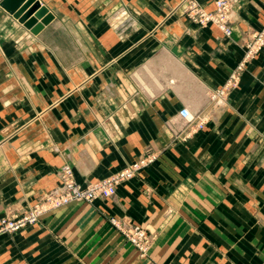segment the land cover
Returning a JSON list of instances; mask_svg holds the SVG:
<instances>
[{
    "label": "crops",
    "instance_id": "crops-1",
    "mask_svg": "<svg viewBox=\"0 0 264 264\" xmlns=\"http://www.w3.org/2000/svg\"><path fill=\"white\" fill-rule=\"evenodd\" d=\"M37 1L52 15L37 34L0 8V220L63 166L86 183L158 158L110 198L0 236V264H264V47L225 87L264 0H233L229 36L192 23L190 0ZM181 108L207 118L185 141ZM112 218L151 236L143 255Z\"/></svg>",
    "mask_w": 264,
    "mask_h": 264
},
{
    "label": "built area",
    "instance_id": "built-area-1",
    "mask_svg": "<svg viewBox=\"0 0 264 264\" xmlns=\"http://www.w3.org/2000/svg\"><path fill=\"white\" fill-rule=\"evenodd\" d=\"M233 0H214V9L212 11L205 10L202 6L194 1H190L186 6V16L194 24L205 26L212 23L216 25L225 36L231 34V17L233 13ZM264 47V26L258 32H252L244 43V55L242 60L232 72L230 83L234 84L238 79L240 72L243 70L247 61L252 59ZM223 90L212 95V99L221 98ZM180 119L184 120L185 131L188 135L194 134L202 129L206 124L207 118L204 116H192L188 109L181 108L178 112ZM157 154L154 152H146L137 160L129 164L117 173L99 181L91 183L85 188L77 187L74 184L66 182L71 175L69 166L61 168V178L63 184L54 192L46 194L40 200L36 201L28 213H22L16 217H3L0 220V234L16 231L26 225L34 223L37 218L47 211L62 207L70 201L77 199L84 202H92L96 198H110L115 194L119 184L132 180L139 172L149 167L157 160ZM113 226L117 227L124 238L140 252H144L147 248L151 236L143 229L134 227L130 229L120 228L115 219H110Z\"/></svg>",
    "mask_w": 264,
    "mask_h": 264
},
{
    "label": "water",
    "instance_id": "water-1",
    "mask_svg": "<svg viewBox=\"0 0 264 264\" xmlns=\"http://www.w3.org/2000/svg\"><path fill=\"white\" fill-rule=\"evenodd\" d=\"M0 7L33 34L40 32L52 20V15L37 0H2Z\"/></svg>",
    "mask_w": 264,
    "mask_h": 264
},
{
    "label": "rangeland",
    "instance_id": "rangeland-1",
    "mask_svg": "<svg viewBox=\"0 0 264 264\" xmlns=\"http://www.w3.org/2000/svg\"><path fill=\"white\" fill-rule=\"evenodd\" d=\"M2 0H0V2H1ZM191 1V0H190ZM189 1V2H190ZM189 2H187L186 3V6L189 4ZM185 6V8H184V13H185V15H186V7ZM1 8V7H0ZM0 89H1V85H0ZM184 124H185V122H184V120H182V119H179V125H180V128H181V130H180V132L177 134V136H175L176 137V139H178V140H181V141H185V140H188V139H190V137H191V135H188V133L185 131V126H184ZM142 156V155H141ZM140 156V157H141ZM157 156H158V154H157ZM158 158V157H157ZM64 167V166H63ZM62 167V168H63ZM69 168L71 169V167L69 166ZM59 178H60V185H59V187H58V189L61 187V185L63 184V180H62V178H61V168H60V170H59ZM103 180V179H102ZM99 181H101V180H99ZM99 181H95V182H86V183H80V182H77L76 180H75V178H74V175H73V173H72V169H71V175L68 177V179L66 180V182H69L70 184H74V185H76L77 187H80V188H85L87 185H89V184H91V183H96V182H99ZM42 198V197H41ZM41 198H39L38 200H40ZM99 199H106V198H100V197H98V198H96L95 200H93L92 202H84V201H80V200H77V199H74V200H72V201H70L68 204H66V205H64V206H62V207H59V208H55V209H51V210H49V211H47L46 213H43V214H41L38 218H37V220L34 222V223H32V224H29V225H26L25 227H22V228H20V229H18V230H16V231H12V232H9V233H1L0 234V236H11V235H13V234H15V233H18V232H20L21 230H24V229H26V228H28V227H30V226H33V225H35V224H45L44 223V221H45V219H46V217L47 216H53V215H55L58 211H60V209H63V208H71V207H73V206H75V205H77V204H79V203H84V204H87V205H92L96 200H99ZM37 200V201H38ZM34 205V204H33ZM32 208V207H31ZM68 209H66V210H68ZM28 211H30V210H28ZM28 211L27 212H23L24 214L25 213H28ZM6 217H12V216H6ZM149 243H150V241H149ZM149 243H148V245H147V247L149 246ZM147 249V248H146ZM137 250V249H136ZM138 251V250H137ZM146 251V250H145ZM145 251L144 252H140V251H138L141 255H143L144 253H145ZM21 264H28L27 262H22Z\"/></svg>",
    "mask_w": 264,
    "mask_h": 264
}]
</instances>
